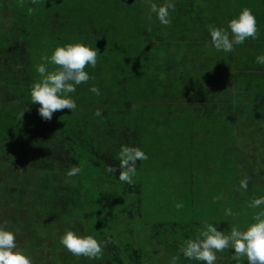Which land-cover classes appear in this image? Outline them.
<instances>
[{"label": "rangeland", "instance_id": "1", "mask_svg": "<svg viewBox=\"0 0 264 264\" xmlns=\"http://www.w3.org/2000/svg\"><path fill=\"white\" fill-rule=\"evenodd\" d=\"M227 1L174 0L176 10L170 12L171 24L164 26L156 19L155 14H152L151 20L148 19L149 8L146 0H116L115 5L111 1L109 6L107 4L89 7V13L86 11L82 18H78L73 24L74 27L70 25L69 29L62 32L77 40L76 30L79 29L84 33V40L88 41L91 47L98 49L96 66L102 67L99 76L90 82L87 89L82 88L83 93L79 92L80 96H86L85 104L89 95L88 97L97 96L95 103L101 102L103 106L112 93L119 91L120 94L124 84L130 83L129 75H122L123 65L119 58L130 54L138 57L142 55L144 58L151 56L148 71L154 73L146 79L145 84H148L149 91L154 94L156 92V96L150 100L135 101L133 104V109L139 115H145L143 119L133 118L144 120V125L137 128L141 140L139 148L148 157L142 161L139 174L143 178V201L136 198L133 199L134 203L125 202L126 208L133 213L131 217L117 215L121 206L113 210L114 205L108 203L101 215L96 214L99 218L108 216L109 219L114 211L113 219L103 227L104 233L115 236V239L121 242L131 240L141 245L154 255L149 259V264H170L171 254L168 247L173 245L178 249L185 240L194 238L204 221L217 227L225 223V226L218 230L227 234L233 225H238L243 230L254 222L252 217L256 212L264 210L263 206L259 209L250 208L247 203L250 195L254 199L264 196V111L255 105V110H260L255 113L256 119H249V116L244 114L245 105L236 100V95H233L227 85L224 74V63L229 55L210 46L211 39L210 35L207 36L209 31L206 28L210 12L206 9L200 13L196 12L204 3L214 5L216 11H213L212 15L218 16L216 25L227 27V14L220 12L223 3ZM152 2L161 5L165 0ZM24 8V5L21 7L18 4V0H0L2 33H9L16 12L20 13ZM40 10L41 7L38 11ZM149 26L152 29L150 32ZM102 27H106L108 32L101 33ZM261 38H264L263 30L258 31L257 39ZM254 41L255 39L249 38L247 45L239 48L237 46L233 52L242 57L244 52L257 47ZM113 44H117V49L110 48L114 47ZM261 49L260 54L264 55V45H261ZM102 55V60H105L103 66L102 61L100 62ZM3 64L4 61H0V67ZM259 65L264 67V64ZM149 83L152 86H149ZM93 85L99 89V95L90 91ZM167 90H174V94L170 96L169 91L167 96H159L161 91ZM2 104L4 101L0 89V107ZM98 108L96 104V110ZM34 115H37L40 123L46 121L39 113ZM52 121L53 117L49 122ZM1 169L5 167L0 166V171ZM16 171L17 168H14L13 172L5 175L0 181V197L8 200L6 190L16 186ZM102 175L103 173L99 176ZM245 177H248L246 191L239 186L240 180ZM100 181L97 184L105 185L102 191L107 195L111 194V188L116 186V193L120 188L118 183L110 188L108 182ZM215 197L221 198L214 200ZM177 203H182L183 207L177 209ZM11 208L8 211L10 214L14 213ZM227 208H231L232 212L238 215H225ZM70 216L49 218L59 230L58 237L62 236L66 229L77 231L81 236H94L90 224L94 220L75 219ZM161 221L163 226L168 223V227H165L164 233L161 230L156 233L154 226ZM173 221L181 225L183 230L172 231L170 223ZM63 222L64 225L61 226ZM78 224L82 225V228ZM157 234L164 239L163 246L156 243L154 235ZM52 236L54 237L53 234ZM29 237L30 235L26 234L17 245L31 258L40 253L46 257L48 251L36 250L33 245L35 242L29 240ZM233 254L234 249L218 252L215 264H229L233 261L236 264ZM161 255H164L162 259H155V256ZM32 261L34 263L33 259ZM70 261L73 260L70 258ZM199 263L203 264L186 259L183 255L177 262ZM241 264H247L246 257L241 258Z\"/></svg>", "mask_w": 264, "mask_h": 264}, {"label": "trees", "instance_id": "2", "mask_svg": "<svg viewBox=\"0 0 264 264\" xmlns=\"http://www.w3.org/2000/svg\"><path fill=\"white\" fill-rule=\"evenodd\" d=\"M111 1L115 5L116 0H39L35 5L31 0H24L25 8L20 10V13L16 12L9 33H2L0 28V61H4L0 67V89L4 101L0 107V166L5 167L0 171V181L17 168L14 173L17 178L16 186L8 187L6 190L8 200L0 197V224L7 222V227L15 232L18 244L19 240L29 234V240L35 242L33 245L36 250L48 251L46 257L41 253L32 256L33 264H149V259L154 257L131 240L121 242L116 240L115 236L104 233L103 227L113 219L114 211L109 219L108 216L99 218L96 215H101L108 203L114 205L113 210L121 206L117 215L131 217L133 213L126 208L125 202L134 203L133 199L136 198L143 201L145 195L142 189L143 178L139 175L142 161L137 162V175L134 177L133 185L121 182L118 171L113 174L106 172L105 169L107 165L118 167L117 154L122 145L139 147L141 143L137 128L144 125V120L133 118L143 119L145 115H139L133 109V104L135 101L150 100L156 96V92L154 94L149 91L148 84H145L146 79L154 73L148 71L151 56L144 58L142 55L138 57L130 54L119 58L123 65L122 75L126 77L129 75L131 80L130 83L124 84L122 93L119 94L117 91L119 96L117 92H115L117 95L112 93L103 106L101 102L95 103L97 96L87 95L86 104L92 105L88 107L84 101L86 96L79 95V92L83 91L82 88L87 89L90 82L99 76L101 66L96 68L90 66L85 69L92 79L77 86L76 91L70 94L77 104L75 112L69 109L57 111L53 114L52 122L40 123L37 115H34L38 113L40 105L31 103L30 86L39 78L36 67L41 63V55L50 56L58 45L63 46L77 40L90 45L84 40L86 39L84 33L79 29L76 30L77 40H74L72 35L67 37L62 32L69 29L70 25L74 27L73 24L78 18H82L86 11L89 13V7L111 4ZM223 4L220 12L227 14V22L237 17L241 10L247 7L256 17L258 31H264V12L260 10L263 9L264 2L228 0ZM114 5L113 7H116ZM29 7L35 9L31 15L28 13ZM40 7L41 10L38 11ZM201 7L195 11L200 13L206 9L210 12L206 28L210 24L218 27L216 25L218 16L212 15L213 11H216V6L204 3ZM221 27L230 32L228 27L224 25ZM102 31L100 32H108V29L102 27ZM248 43L247 39L242 45L235 47L239 48ZM113 45L114 47L110 48L117 49V44ZM260 52L255 46L252 50L244 52L242 57L234 52L227 53L229 56L224 63L227 85L233 95L235 93L236 100L245 105L244 114L249 116V119H256L255 113L260 111L255 110V105L264 111V67L256 62V57L261 55ZM102 59L103 55L100 59L103 66L105 60ZM51 67L49 65L50 69ZM149 86L152 85L149 83ZM169 91H161L159 96H167ZM170 92L172 96L174 90ZM96 104L102 113L101 116L95 115ZM73 165H82V171L76 176L67 177L66 172ZM101 173L102 177L99 176ZM110 179L112 181H109ZM99 181L108 182L110 188L118 183L120 188L117 189V193L116 186L111 188V194L107 195L102 191L105 185L97 184ZM131 194L133 197H129ZM253 199V196H248L247 203ZM10 207L14 210L12 214L8 213ZM69 215L75 219L94 220L90 223L94 237L102 244L108 241L101 258L77 257L60 246L61 236H57L59 230L49 218ZM161 223L162 221L154 226L156 233L159 230L164 233L165 227H168V223L164 226ZM60 225L63 226L64 222ZM170 226L172 231L183 230L182 226L174 221ZM223 226L225 223H221L217 228ZM81 232L84 233L83 229ZM184 235L185 232L182 237ZM154 237L158 245L165 244L164 239L158 234ZM178 249L173 245L168 247L171 257L179 254ZM179 255L181 257L182 254ZM155 257L159 259L164 255ZM70 258L73 261H70ZM229 264L235 263L233 261Z\"/></svg>", "mask_w": 264, "mask_h": 264}, {"label": "clouds", "instance_id": "3", "mask_svg": "<svg viewBox=\"0 0 264 264\" xmlns=\"http://www.w3.org/2000/svg\"><path fill=\"white\" fill-rule=\"evenodd\" d=\"M39 0H31L33 5ZM18 4L23 7L24 0H18ZM149 8L148 19H152L155 14L156 19L164 25L170 26V12L176 10L174 0H165L161 5L146 0ZM35 11L29 7L28 13L31 15ZM230 32L222 27L208 25L210 34V46L217 51L230 53L235 50L236 45H242L245 40L257 39L258 28L256 17L250 8H243L237 17L228 22ZM152 29L149 26L148 31ZM207 46V45H206ZM41 63L36 67L39 78L30 86V97L32 104H39V115L46 121H51L53 114L57 111L69 109L75 112L77 104L70 96L76 91V87L87 83L92 77L85 70L91 66L95 68L98 59V49L93 48L81 41L57 46L52 54L41 55ZM256 62L264 64V55L256 57ZM51 65V69L49 68ZM90 91L99 95V89L92 86ZM23 115V113H22ZM96 116H101L99 109ZM146 153L136 146L122 145L118 154V167L107 165L106 172L115 174L119 172V180L133 185L134 177L137 175V162L147 160ZM82 171V165H73L66 172L67 177L78 175ZM240 189L247 190L248 177L240 180ZM221 197H215L218 200ZM264 205V196L253 199L249 202L250 208L259 209ZM177 209L183 207L182 203H177ZM225 215L235 216L231 208L225 209ZM252 220L243 230L238 225H233L229 233L218 230L217 226L207 221L203 222L194 238L185 240L178 249V253L184 258L203 262V264H215L217 253L234 249L233 259L236 264H241V258H247V264H264V210L256 212ZM60 244L72 255L84 256L89 259H98L103 255V248L108 241L103 244L93 235H78L71 229H66L59 239ZM172 256L170 264H177L180 255ZM0 264H33L30 255L17 245L16 234L7 227V222L0 224Z\"/></svg>", "mask_w": 264, "mask_h": 264}, {"label": "crops", "instance_id": "4", "mask_svg": "<svg viewBox=\"0 0 264 264\" xmlns=\"http://www.w3.org/2000/svg\"><path fill=\"white\" fill-rule=\"evenodd\" d=\"M262 8H263V9H260V10H262V12H264V5H263ZM260 10H259V11H260ZM263 20H264V19H263ZM254 43L257 45L258 49L262 51V49H261V45H264V38H261V39H259V40H258V39H255ZM261 206L264 207V205H261Z\"/></svg>", "mask_w": 264, "mask_h": 264}]
</instances>
